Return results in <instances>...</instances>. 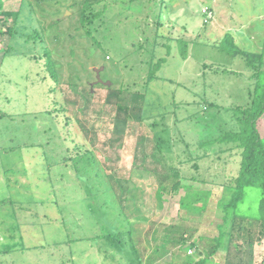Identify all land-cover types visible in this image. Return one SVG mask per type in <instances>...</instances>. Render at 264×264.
<instances>
[{
  "label": "rangeland",
  "instance_id": "obj_1",
  "mask_svg": "<svg viewBox=\"0 0 264 264\" xmlns=\"http://www.w3.org/2000/svg\"><path fill=\"white\" fill-rule=\"evenodd\" d=\"M3 1L4 10L20 9L21 15L16 36L0 33V264H142L125 236L106 173L127 188L131 214L158 224L189 215L195 235L215 234L219 184L237 174L240 155L227 142L204 148L198 142L236 126L232 108L248 102L253 84L244 60L219 51L217 44L231 32L242 48L261 52L264 0ZM86 1L90 20L83 22ZM12 23L0 14V30ZM48 51L57 76L46 65ZM160 58L161 67L154 69ZM101 66V79L111 86L147 93V122L159 121L169 129L185 184L193 183L189 190L166 195L161 210L156 178L144 171L155 167L154 143L141 141L146 126L133 124L113 147L106 143L111 129L100 132L91 145L95 166L93 154L85 155L90 143L60 115L63 96L94 114L108 88L94 84L90 104L76 93L91 88L86 82L96 81L95 68ZM155 72L157 77L149 80ZM72 79L77 85L68 83ZM209 102L220 106L207 109ZM259 127L264 137V116ZM78 152L85 156L78 158ZM65 157L75 158L65 164ZM87 158L89 172L81 173L79 165ZM156 166L161 170V164ZM187 191L193 194L189 201L203 210L181 212ZM245 191L243 208L254 212L264 190ZM115 226L121 232H113ZM169 260L166 254L154 262ZM230 260L264 264V239L253 246L232 245Z\"/></svg>",
  "mask_w": 264,
  "mask_h": 264
},
{
  "label": "trees",
  "instance_id": "obj_2",
  "mask_svg": "<svg viewBox=\"0 0 264 264\" xmlns=\"http://www.w3.org/2000/svg\"><path fill=\"white\" fill-rule=\"evenodd\" d=\"M90 5L91 3L88 1L83 4L81 9L83 22L87 18L90 20L87 15V9ZM0 14H3L6 19H12L13 22L6 29L2 28L0 33L5 31L13 38L18 34L17 26L21 10H4V1L0 0ZM160 25H163L161 20L159 21ZM86 33L90 32L86 31ZM37 36H39L38 32L33 35V38ZM94 43L98 42L94 41ZM217 49L232 57H241L252 72L253 84L248 91V102L232 108L235 111L236 126L215 138L202 139L198 142L200 148L216 142H227L233 145L240 155L237 174L225 183L219 184L222 195L221 201L218 202L221 216L215 225L216 233L195 235V230H193L195 226L188 223L191 219L189 215L182 214L179 222L174 224H158L153 219L149 221L145 218L142 219L137 212L131 214L127 203L130 198L124 193L127 188L116 178L115 174L106 173L110 182V192H113L117 200L115 206L120 217L124 218L125 236L142 264H156L157 260L155 262L154 260L160 259L166 254H170V260L167 264H213L214 258L217 259L215 261L218 264H230L232 245L247 244L253 246L264 239V196L258 201L257 209L254 212H247L243 208L246 202L245 189L255 187L264 190V137L259 127L264 116V49L261 52H256L242 48L238 44L236 36L231 32L224 35L220 43L217 44ZM9 50L11 47L5 51ZM45 55L47 56L46 65L55 72L56 65L51 53L48 51ZM162 59H158L153 66L154 69L161 67ZM57 74L55 72L54 75L57 76ZM155 77H157L156 72L149 76V80ZM72 81H68V83L77 85L73 79ZM77 81L81 82V80ZM86 83L91 85L90 82ZM98 85L108 88V94L104 101L99 104L100 106L94 108V114L89 115L88 107L81 108L78 101L68 100L66 96H63L64 101L59 109L60 115L65 120L66 125L75 123L79 127L80 135L90 143V147L84 149L85 151L89 149L90 152H86L85 155L93 154L91 158H93L95 166L98 163L95 160L91 145L93 146L100 132L105 131L107 127L111 129V138L106 143L113 147L116 143L124 140V136L128 134L127 132L133 124L141 128L146 126V135L141 138V141L149 140L154 143L153 149L155 151L150 156L155 167L144 169V171L149 178H156L157 211L161 210L166 195L179 193L182 188H190L193 184H185L186 178L177 165L178 161L176 160L174 145L170 141L169 129L159 121L147 122L148 119L144 114L147 98L145 91L123 85L119 88L102 83H98ZM92 88V85L91 88H83L82 93H76V98H82L90 104L95 97ZM219 106L216 102H209L207 109H218ZM108 113L110 116L107 115ZM164 120L165 117L162 121ZM185 146L189 148L188 143ZM78 147L77 144L75 149ZM76 155L78 158L85 156L84 153L80 152ZM201 157L198 156V159ZM74 158L65 157L63 162L68 164ZM158 163L162 165L161 170L156 166ZM79 166L81 173L83 171L87 173L90 160H85ZM98 171L105 176L101 169ZM191 192L187 191L185 198L182 199L181 212L189 209H192L193 212H199L205 208L189 201L193 197ZM222 192H225V195ZM120 228L121 226H115L113 232H121Z\"/></svg>",
  "mask_w": 264,
  "mask_h": 264
},
{
  "label": "water",
  "instance_id": "obj_3",
  "mask_svg": "<svg viewBox=\"0 0 264 264\" xmlns=\"http://www.w3.org/2000/svg\"><path fill=\"white\" fill-rule=\"evenodd\" d=\"M104 68H105V66H101L100 68H95V72H96V76H97V79H96V81L95 82H93V83H91V85L93 86L94 84H98V83H102V84H104V85H107V86H111V84H112V82L111 81H103L102 79H101V76H100V74H101V72L104 70Z\"/></svg>",
  "mask_w": 264,
  "mask_h": 264
}]
</instances>
